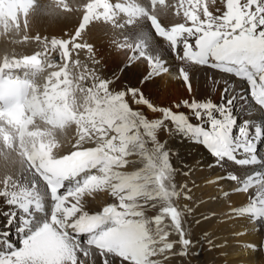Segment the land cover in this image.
Instances as JSON below:
<instances>
[{
    "label": "snow or ice",
    "instance_id": "snow-or-ice-1",
    "mask_svg": "<svg viewBox=\"0 0 264 264\" xmlns=\"http://www.w3.org/2000/svg\"><path fill=\"white\" fill-rule=\"evenodd\" d=\"M210 2L216 5L214 10H210L209 0H178L172 5L166 0H145L143 4L87 0L80 23L68 39L53 37L50 48L41 41V51L20 58L3 57L0 141L9 151L0 150V157L7 161L15 153L19 159L14 162L23 176L20 180L5 177L0 190V197L15 209L9 224L16 225L18 238L17 243L7 238L8 233L0 237V264H97V257L99 264H161L154 257L167 259L165 254L177 243L179 255H185L192 241L182 227L183 212L173 205V198L180 195L172 182L170 154L175 153L166 150V141L158 140L161 129L202 147L213 158L210 168L224 167L225 162L241 168L258 165L243 177L229 172L217 179L235 182L236 193L254 188L248 203L229 215L264 223V151L258 155L257 147L264 141V0ZM35 7L34 0H0V26L5 31L13 27L19 31L23 15L27 28L29 10ZM169 7L175 16L182 13L183 22L170 26L161 22ZM46 10L54 14L73 9L67 0H53ZM120 14L126 19L118 24ZM143 20L180 62L178 78L189 92L188 68L199 65L246 82L245 94L229 96L233 85L227 84L219 103L193 98L163 107L134 85L113 90L111 85L119 79L115 73L102 78L72 58L85 49L92 62L99 63L91 55L93 46L80 42L92 22L123 28ZM35 39L41 40L38 35ZM150 39L151 33L141 31L135 45L127 43V38L119 45L138 53L129 56V65L139 58L147 61L150 71L140 84L169 71L158 54L148 53ZM52 51L58 59H50ZM41 74L43 83L38 80ZM86 80L92 83L85 84ZM248 95L260 109L255 121L241 120L233 111L238 99L247 103ZM128 97L160 116L149 119L130 106ZM61 137L71 143L66 153L59 151ZM133 155L142 159L143 166L121 171L134 163L128 159ZM99 192H108L114 202L90 212L88 199ZM157 206L159 214L147 218L145 208ZM165 217L171 225L165 224ZM170 229L178 234L177 241H169ZM247 247L257 250L256 245Z\"/></svg>",
    "mask_w": 264,
    "mask_h": 264
},
{
    "label": "bare ground",
    "instance_id": "bare-ground-1",
    "mask_svg": "<svg viewBox=\"0 0 264 264\" xmlns=\"http://www.w3.org/2000/svg\"><path fill=\"white\" fill-rule=\"evenodd\" d=\"M125 1L128 2V0H110L112 3H126ZM67 2L72 7V11L56 10L52 14L46 9L53 4V0H34L36 7L35 10H29L27 28L24 27L23 15L20 16L19 31L14 27L5 31L0 26V62L5 55L10 58L12 56L20 58L23 55H30L36 50L41 51L44 43H48L50 48L49 42L53 37L68 39L80 23L83 14L82 5L87 0H67ZM136 2L143 4L145 0H136ZM166 3L172 5L178 3V0H166ZM217 4H219V0H217ZM215 7L216 5H213L209 0L210 10H214ZM173 12L174 9L169 7L167 15L160 17L164 25L170 26L176 22H183L182 13L180 16H175ZM125 19L126 17L120 14L116 18V23H123ZM145 22L144 20L137 21L135 24L123 28L114 27L111 23L102 21L92 22L82 34L80 42L93 46L91 55L99 63L95 65L96 63L92 62V59L89 58L90 54L85 49L78 50V55L73 54L72 58L78 59L82 66L87 65V67V61H89L91 63L89 69H94L102 78H111L115 73L119 79L111 85L113 90H120L125 85H134L140 88L150 100L163 107H170L173 102L193 98L197 100L210 99L214 103H219L221 93L227 84L233 85V89L228 93L229 96L233 92L237 95L245 94L246 82L199 65H191L188 68L192 86V91L189 92L183 80L178 78L180 62L171 54L167 42L156 37L151 30L150 23L145 24ZM141 31L151 33L147 48L148 53L153 56L158 54L169 69L168 72L154 76L145 84H140L139 81L150 71L147 61L139 58L129 65V56L138 55V53H134L131 48L119 46L125 43V38H127V43L135 45L136 36ZM37 35L41 38L40 41L35 39ZM24 36L29 37V39L25 41ZM45 38L47 39L45 40ZM49 57L50 59H58V54L52 51L49 53ZM43 75L38 77L41 83H43ZM84 83L90 85L92 81L86 80ZM127 99L134 110L142 112L149 119L160 116L159 113L150 112L143 105L132 103L131 97ZM180 111L187 113V110L183 108ZM233 111L241 120L255 121L260 114L259 107L254 104L250 95L247 96V103L238 99ZM72 131H74V126L70 130V135ZM157 137L160 142L166 141V150L175 153L174 155L170 154V163L174 169L172 182L180 195L173 198V205L183 212L182 227L186 231V238L190 239L192 244L185 255H179L181 246L177 243L174 244L172 252L165 254L167 259L164 255L154 257V259H159L161 264H264V250L261 249V245H264V223L252 222L249 217H237V221L229 215L232 209L245 206L249 196L255 193V189H250L249 193H236L234 189L238 185L235 182L217 179L226 176L229 172H235L243 177L258 169L259 166L241 168L231 162H225L224 167L210 168L208 165L213 158L202 147L187 140H181L179 137L169 136L163 129L158 132ZM61 139L63 141L62 137ZM257 147L259 155L264 151V141L260 142ZM70 149L71 143L63 141L59 151L66 153ZM0 150L9 151L3 149L2 141H0ZM18 159L19 157L15 153H12L7 161L0 157V190H3L5 177L10 176L13 180L22 178L23 171L20 165L14 162ZM128 159L134 163H129L121 171L132 172L143 166V161L139 156L133 155ZM186 172L188 175H185ZM225 191L229 193L227 197L223 195ZM186 195L190 198L186 199ZM112 202H114L113 198L109 196L108 192L95 193L93 198L88 199L86 209L90 212L98 211L100 207ZM187 209H191V212H188ZM14 210L13 206L5 203L4 198L0 197V237L4 233H8L7 238L18 243L15 233L16 225L9 224V216ZM157 214H159V206L145 208L147 218ZM204 216H207L208 219H203ZM198 220L199 223H197ZM164 222L171 225L170 218L165 217ZM239 223L247 226L244 228ZM168 239L169 241H177L179 237L170 229ZM247 245H256L259 248L255 251V255ZM181 258L184 259V263L181 262L183 260ZM97 264H99V257H97Z\"/></svg>",
    "mask_w": 264,
    "mask_h": 264
},
{
    "label": "rangeland",
    "instance_id": "rangeland-1",
    "mask_svg": "<svg viewBox=\"0 0 264 264\" xmlns=\"http://www.w3.org/2000/svg\"><path fill=\"white\" fill-rule=\"evenodd\" d=\"M39 1H42V0H39ZM126 2V1H125ZM19 19H20V17H19ZM21 20V19H20ZM23 21H24V17H23ZM27 21L29 22V18H27ZM144 22H145V20H144ZM147 23V21L145 22V24ZM118 24H119V22H118ZM28 25V24H27ZM137 28V27H136ZM75 32V31H74ZM74 32H73V34H74ZM72 34V35H73ZM131 39V38H130ZM162 39V38H161ZM128 41H129V38H128ZM132 42H134L133 40H132ZM135 43V42H134ZM37 51H39V50H36L35 52H37ZM35 52H33V53H35ZM141 60H144V59H141ZM87 64H88V68H90V66H89V64L91 65V63H89V61H87ZM95 65H97V63L95 64ZM91 81V80H90ZM89 82V81H88ZM148 146H151L150 145V143L148 144ZM150 148V147H149ZM232 218V217H231ZM232 219H235V220H237L238 218L237 217H235V216H233V218ZM238 221V220H237ZM239 225H241V226H243L244 228L247 226V225H244V224H241V223H239ZM259 248H257V250H258ZM256 250V251H257ZM252 253H253V255H255L256 253H255V251H252ZM245 256H248V255H245ZM182 257V256H181ZM183 258H181V260H182ZM181 262H183L184 263V259L181 261Z\"/></svg>",
    "mask_w": 264,
    "mask_h": 264
},
{
    "label": "water",
    "instance_id": "water-1",
    "mask_svg": "<svg viewBox=\"0 0 264 264\" xmlns=\"http://www.w3.org/2000/svg\"><path fill=\"white\" fill-rule=\"evenodd\" d=\"M33 54V53H32ZM31 55V54H30Z\"/></svg>",
    "mask_w": 264,
    "mask_h": 264
}]
</instances>
